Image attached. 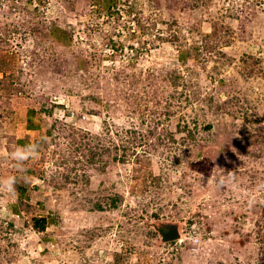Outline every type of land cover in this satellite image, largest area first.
<instances>
[{"label":"rangeland","instance_id":"rangeland-1","mask_svg":"<svg viewBox=\"0 0 264 264\" xmlns=\"http://www.w3.org/2000/svg\"><path fill=\"white\" fill-rule=\"evenodd\" d=\"M256 1L119 0L107 13L101 0H0V177L14 171L22 110L36 108L45 126L28 141L39 150L17 183L29 195L19 215L0 190V264H264L253 211L264 205ZM245 15L249 37L179 60L202 44L195 25L236 31ZM222 172L234 183L201 185ZM35 214L50 219L43 233L27 224ZM163 223L178 224L180 238L162 241Z\"/></svg>","mask_w":264,"mask_h":264},{"label":"trees","instance_id":"trees-1","mask_svg":"<svg viewBox=\"0 0 264 264\" xmlns=\"http://www.w3.org/2000/svg\"><path fill=\"white\" fill-rule=\"evenodd\" d=\"M119 2V0H101V3H99V6L102 8V10L106 11L107 13H111V10L115 9L116 6V2ZM250 5L254 4H259L262 5L261 1H256V0H250ZM254 3V4H253ZM131 12V10L129 11ZM139 19V18H138ZM252 18L251 15H245L242 16L241 18H239L238 20V30H234L229 24L223 22V20H214L212 21L211 24V30L207 33H201L199 31V27L198 25H195L194 27L196 28L197 33H200L201 35V39H202V44L201 46L198 45H194L191 46V49L189 50H178L180 52V54L178 55L179 60L182 61L183 63H185L187 61V59L189 58V56H195V57H200V55H202V52H207L208 54H212V53H216V54H220V49L219 47H223V46H228L233 44L237 38H246L250 36V31L248 30V24L251 23ZM155 24H153L154 26ZM58 34H63V32L60 29H55L54 33L56 32ZM239 35V37H238ZM222 53V52H221ZM258 59L254 60V63H257ZM1 63V62H0ZM78 66L82 67L81 63H78ZM3 68H0V71H2ZM0 89L2 88H6V84L3 81V78H0ZM9 89V88H6ZM183 92H180L179 95H182ZM188 99V98H186ZM5 108V106H4ZM2 108V110L4 109ZM49 113V112H48ZM8 115V114H7ZM260 121V119L258 118H253L252 123H257ZM55 125V124H53ZM15 144L16 146L18 145H25V142H22V140L15 138ZM77 148V147H76ZM75 148V150H76ZM98 156V153L96 152H91L90 156H89V161H94V159ZM122 161H125L124 156L121 157ZM139 161V157H137V159ZM34 172V170L32 168H27L25 171L26 173H31ZM145 175V172H144ZM143 175V176H144ZM146 176V175H145ZM147 177V176H146ZM152 178V177H151ZM152 183L155 184L156 186L159 185V181L157 178H153L152 179ZM16 204L12 207V211L15 214H20L21 209L25 208V206H27V201L29 199V195L27 193V187L23 184L20 185H16ZM133 191V189H132ZM120 200V197L118 195H115L113 197L110 198L109 200V204L112 206H115L117 204V201ZM260 204H254L253 205V211H257L260 210V214L262 215V220L264 223V205L261 206V208H259ZM97 209L103 210L104 206L101 203H97L95 206ZM50 223V219L47 216L44 215H32L30 217L29 223H27L34 231L38 232V233H43L48 224ZM13 227L12 222H9L8 226L6 227L7 229ZM45 240H49V238L45 237L43 238ZM173 242V241H169L168 243ZM119 255V253H118ZM120 256V255H119ZM118 256V257H119ZM117 264L120 263V261L122 260V258H117Z\"/></svg>","mask_w":264,"mask_h":264},{"label":"clouds","instance_id":"clouds-1","mask_svg":"<svg viewBox=\"0 0 264 264\" xmlns=\"http://www.w3.org/2000/svg\"><path fill=\"white\" fill-rule=\"evenodd\" d=\"M38 150L39 145L33 142L30 144L18 145L8 153V159L11 161L14 171L6 176L0 177V190L5 192L8 196L16 194V185L26 171L24 167L25 164L38 153ZM199 179L201 185L202 183L207 184L210 179L215 184L217 190H220L227 184L234 183V174L229 177L227 173L222 172L207 176V178L201 175ZM190 243L194 247H198L200 245V240L198 237L193 236Z\"/></svg>","mask_w":264,"mask_h":264},{"label":"crops","instance_id":"crops-1","mask_svg":"<svg viewBox=\"0 0 264 264\" xmlns=\"http://www.w3.org/2000/svg\"><path fill=\"white\" fill-rule=\"evenodd\" d=\"M22 114V128L19 131L20 134H17V138L22 140V142H25V144H30L28 143L30 137L37 135L45 127L43 123L44 118L39 115L38 110L33 106L24 108V110H22Z\"/></svg>","mask_w":264,"mask_h":264},{"label":"water","instance_id":"water-1","mask_svg":"<svg viewBox=\"0 0 264 264\" xmlns=\"http://www.w3.org/2000/svg\"><path fill=\"white\" fill-rule=\"evenodd\" d=\"M181 236L178 224L171 223L168 229L162 231L161 240L164 242L174 241Z\"/></svg>","mask_w":264,"mask_h":264},{"label":"flooded vegetation","instance_id":"flooded-vegetation-1","mask_svg":"<svg viewBox=\"0 0 264 264\" xmlns=\"http://www.w3.org/2000/svg\"><path fill=\"white\" fill-rule=\"evenodd\" d=\"M171 223H163L162 226L160 227V238H161V235H162V231L163 229L166 230L168 229V226H170Z\"/></svg>","mask_w":264,"mask_h":264},{"label":"built area","instance_id":"built-area-1","mask_svg":"<svg viewBox=\"0 0 264 264\" xmlns=\"http://www.w3.org/2000/svg\"><path fill=\"white\" fill-rule=\"evenodd\" d=\"M70 115H73V112H71V114Z\"/></svg>","mask_w":264,"mask_h":264}]
</instances>
